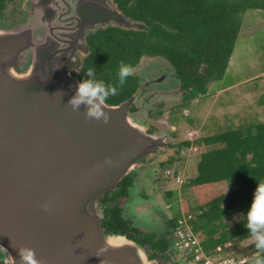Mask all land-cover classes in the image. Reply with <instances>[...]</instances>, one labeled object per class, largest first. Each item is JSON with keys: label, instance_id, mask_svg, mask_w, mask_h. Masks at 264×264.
<instances>
[{"label": "water", "instance_id": "water-1", "mask_svg": "<svg viewBox=\"0 0 264 264\" xmlns=\"http://www.w3.org/2000/svg\"><path fill=\"white\" fill-rule=\"evenodd\" d=\"M27 22L0 29V260L27 264H169L132 240L106 235L99 198L163 144L128 115L137 100L100 104L108 121L69 100L85 32L144 30L111 0H26ZM99 103V101H97ZM104 244L108 250L100 252Z\"/></svg>", "mask_w": 264, "mask_h": 264}, {"label": "trees", "instance_id": "trees-1", "mask_svg": "<svg viewBox=\"0 0 264 264\" xmlns=\"http://www.w3.org/2000/svg\"><path fill=\"white\" fill-rule=\"evenodd\" d=\"M6 1L14 2L0 0V12ZM113 5L123 16L143 24L145 29L109 26L89 30L84 35L86 53L81 57L80 67L72 71L79 82L91 79L102 80L106 86L114 85L116 92L104 102L111 106L125 103L138 91L137 79L132 74L124 84L119 83L120 62L135 68L142 57H161L171 65L179 81L183 106L204 97L207 85L225 74L242 15L248 10H264V0H114ZM88 68L94 69L92 75L88 74ZM131 105L129 110L133 111ZM247 131L235 129L204 138V145L218 144L219 147L200 155L197 175L186 184L197 189L225 182L235 186L234 190L214 195L190 222L194 232L197 227L210 226L204 230L206 238L200 241L207 255L229 240L240 242L250 236L245 227L246 219L227 225L234 214L247 213L257 182L264 180V124L255 125L254 133ZM190 145L189 141H184L178 146L188 148ZM132 184L129 174L115 190L99 198L104 233L125 236L143 248L149 259L160 256L165 260V253H170L165 238L154 240L151 236L150 239L149 234L142 233L123 215L119 206V200L128 197ZM179 219L180 216L175 215L169 221L174 236ZM250 248L255 249V243ZM259 256H264V251Z\"/></svg>", "mask_w": 264, "mask_h": 264}, {"label": "rangeland", "instance_id": "rangeland-1", "mask_svg": "<svg viewBox=\"0 0 264 264\" xmlns=\"http://www.w3.org/2000/svg\"><path fill=\"white\" fill-rule=\"evenodd\" d=\"M19 5L23 6L22 1L8 2L2 12L4 18H9ZM151 65L173 72L164 58L142 57L132 75L154 71ZM133 105L135 112L128 115L146 133L162 137L163 144L139 159L131 171L133 184L128 197L119 200L123 215L154 240L160 237L157 234L159 229L175 215L184 219L191 216L189 223L186 220L191 229L190 222L205 209L207 201L216 194L235 189L231 182L198 189L186 186L197 175L200 155L219 147L218 144L206 146L203 139L235 129L254 133L255 125L264 124V10H248L242 15L241 28L225 74L207 85L204 97L183 106L179 81L167 79L162 86L144 89ZM184 141L191 145L188 148L178 146ZM246 216L247 213L234 214L227 225L246 219ZM206 227L210 226L197 227V231H193L199 243L207 236ZM226 243L220 251L210 252L208 256L212 264H224L232 258L255 264L262 253L250 248L255 243L251 236L240 242L229 240ZM179 254L173 253L172 257L166 256L165 261L162 260L169 264H186L181 251ZM0 264H4L2 260Z\"/></svg>", "mask_w": 264, "mask_h": 264}, {"label": "clouds", "instance_id": "clouds-1", "mask_svg": "<svg viewBox=\"0 0 264 264\" xmlns=\"http://www.w3.org/2000/svg\"><path fill=\"white\" fill-rule=\"evenodd\" d=\"M94 69L88 68L87 72L89 75L93 74ZM134 71L131 64L120 62V68L118 72L119 83L122 85L125 83L126 78L130 76ZM114 85L106 86L101 81H94L91 79L83 80L79 83L78 88L74 96L69 100L73 109L83 102L88 107L86 108V117L93 119H102L107 122L109 117L107 112H104L100 104L104 103L105 100L116 92ZM99 101V103H97ZM249 235L255 241V248L264 251V180L257 182L256 188L253 193L251 204L247 211L246 225ZM108 248L102 244L100 252H104ZM23 260L27 264H38L35 259L34 251L28 248L21 250ZM101 264H106L103 260ZM255 264H264V256H258L255 260Z\"/></svg>", "mask_w": 264, "mask_h": 264}, {"label": "flooded vegetation", "instance_id": "flooded-vegetation-1", "mask_svg": "<svg viewBox=\"0 0 264 264\" xmlns=\"http://www.w3.org/2000/svg\"><path fill=\"white\" fill-rule=\"evenodd\" d=\"M15 1H22V5L23 6L19 5V7L17 9H15L14 11H12V13H10L9 18H6V17L4 18L3 13H2L3 11H1L0 12V29H15V28H18L21 25L25 24L27 22V20L29 19L30 11L26 7V0L25 1H23V0H14V2ZM113 1L114 0H111V5H112L113 8H115L114 5H113ZM115 10H116V8H115ZM87 32H85V34ZM83 46H84V37H83ZM84 48H85V46H84ZM85 53L86 52L77 51L80 63H81V56L83 54H85ZM151 67H153L155 70L154 71L153 70L152 71H148V72L146 70L143 74H140V75L135 74L134 75V77H136L137 82H138V91H137V93L135 94L134 97L139 98L142 95V93L144 92V89H147V88L148 89L149 88L152 89L153 87L156 88L158 86H162V84L165 81H167V79L168 80H172V81H177V79H176V77L174 75V71L172 73H168V72H166L165 70H163L159 66L151 65ZM74 70L75 69L71 70V75H72V71H74ZM131 106H132L133 111H130L129 108H128V114L129 115H132L135 112L134 105H131ZM157 234H159L158 236L165 238V240L168 243V247H169L168 250L170 251V253H168V252L165 253V255L167 257H172L173 253H176V252H177L178 256L180 255L179 254V250H178V246H177V242H176V239H175L174 234H173V228H172V225H171V223L169 221L166 222L161 229H159V233H157Z\"/></svg>", "mask_w": 264, "mask_h": 264}, {"label": "built area", "instance_id": "built-area-1", "mask_svg": "<svg viewBox=\"0 0 264 264\" xmlns=\"http://www.w3.org/2000/svg\"><path fill=\"white\" fill-rule=\"evenodd\" d=\"M192 217L187 219L180 218L177 222V228L175 230V239L177 242L178 250L181 251L184 256L186 264H212L210 257L202 250L199 241L197 240L192 229L187 225ZM187 220V221H186ZM225 244V243H224ZM223 244V248H224ZM227 244V243H226ZM226 246V245H225ZM214 250L220 251L221 246H217ZM247 263V262H246ZM243 261L236 259H228L224 264H246Z\"/></svg>", "mask_w": 264, "mask_h": 264}]
</instances>
